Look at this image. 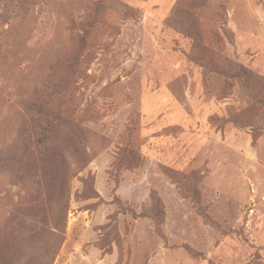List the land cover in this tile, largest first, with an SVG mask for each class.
Here are the masks:
<instances>
[{"label":"rangeland","instance_id":"374dc122","mask_svg":"<svg viewBox=\"0 0 264 264\" xmlns=\"http://www.w3.org/2000/svg\"><path fill=\"white\" fill-rule=\"evenodd\" d=\"M0 264H264V0H0Z\"/></svg>","mask_w":264,"mask_h":264},{"label":"trees","instance_id":"16d2710c","mask_svg":"<svg viewBox=\"0 0 264 264\" xmlns=\"http://www.w3.org/2000/svg\"><path fill=\"white\" fill-rule=\"evenodd\" d=\"M40 108L38 116L33 119L34 126L26 130L22 139L23 152L19 155V164L25 165L23 170L27 172V175L35 177L44 175L45 165L52 163L54 159L58 161L63 158L61 152L51 146L49 151L52 150V152L49 155H44L42 149L48 148L51 141L58 136L59 130L66 126V120L61 114L45 109L43 105Z\"/></svg>","mask_w":264,"mask_h":264}]
</instances>
